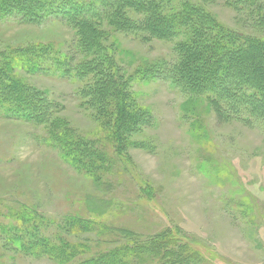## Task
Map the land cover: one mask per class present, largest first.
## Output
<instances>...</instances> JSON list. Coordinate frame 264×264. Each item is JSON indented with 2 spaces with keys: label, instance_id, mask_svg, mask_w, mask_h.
<instances>
[{
  "label": "rangeland",
  "instance_id": "obj_1",
  "mask_svg": "<svg viewBox=\"0 0 264 264\" xmlns=\"http://www.w3.org/2000/svg\"><path fill=\"white\" fill-rule=\"evenodd\" d=\"M157 1L168 9L200 6L226 29L264 39V0ZM105 30L114 77L151 112L150 122L132 135L121 162L90 97H83L93 82L19 71L55 104V118L67 123L68 135L102 152L110 166L95 181L45 145L44 127L0 117V262L58 264L16 250L2 228L18 227L81 246L68 264L158 237L183 239L197 253L195 264H264V128L224 122L207 102L160 76L152 79L148 68L163 72L177 62L176 42ZM74 33L60 21L40 27L0 22V52L49 44L76 66L84 56ZM18 213H27L31 223L14 220ZM73 218L88 222L89 230L75 228ZM167 259L144 252L130 264Z\"/></svg>",
  "mask_w": 264,
  "mask_h": 264
},
{
  "label": "trees",
  "instance_id": "obj_2",
  "mask_svg": "<svg viewBox=\"0 0 264 264\" xmlns=\"http://www.w3.org/2000/svg\"><path fill=\"white\" fill-rule=\"evenodd\" d=\"M227 1L232 5L244 4V0ZM8 20L34 27L60 21L74 30L75 46L84 56L76 66L70 67L67 57L49 44L0 52V117L44 127L45 145L57 149L74 169L95 181L99 182L110 166L105 155L79 137L68 135L71 129L67 123L55 118V104L18 72L58 74L75 81L93 82L82 93L83 97H90L89 103L98 112L97 119L114 144L115 155L126 162L124 148L139 128L149 124L151 112L137 105L125 84L114 77V61L103 45L106 27L176 42L177 62L163 72L156 71L160 67L148 68L149 74L152 69V79L160 76L191 98L207 102L224 122L240 119L264 128V39L226 29L200 6L185 4L180 9H168L157 0H0V22ZM28 218L27 213H18L14 220L29 225ZM70 221L75 228L83 226V230H89V223L83 219ZM2 230L16 250L58 264L71 263L84 250L63 239L56 243L44 238L38 228L32 230L36 233L18 227ZM174 238L158 237L137 248H115L74 264H130L144 252L169 257L160 264H195L197 253L184 245L183 239ZM0 264H5L2 259Z\"/></svg>",
  "mask_w": 264,
  "mask_h": 264
}]
</instances>
